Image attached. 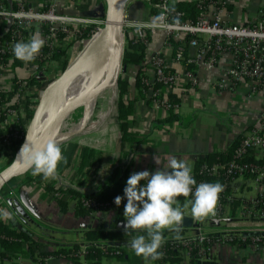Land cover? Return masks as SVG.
<instances>
[{
    "label": "crops",
    "instance_id": "0c3cea01",
    "mask_svg": "<svg viewBox=\"0 0 264 264\" xmlns=\"http://www.w3.org/2000/svg\"><path fill=\"white\" fill-rule=\"evenodd\" d=\"M24 1L27 5L35 8H39L41 4L40 0ZM92 1L87 5L86 1L81 0H55L56 10L62 15L80 16L81 13L91 10ZM141 1L148 4L151 17L152 10L149 3L145 0ZM3 2L6 8H11L16 3L15 0H3ZM131 5L132 0L125 7L124 17L142 20L150 18L133 15ZM208 10L210 12L219 10L226 22L244 24L255 20L259 16L258 11L262 10L264 13V0H230L218 6H209ZM95 11L97 13L93 14V18L99 19L100 11ZM40 27L39 24L32 26L29 39L33 35H39L44 40ZM162 43L163 35L158 31L149 41L148 50L161 48L165 69H169L177 75V84L173 93L179 98V103L174 111L180 116V119L166 121L168 112L165 109L153 105L145 97L139 98L135 101L133 110L127 119L128 127L137 135V139L122 143L116 109L115 113L111 115L109 109L105 112L98 110L97 114H89L86 116L83 128L69 136L67 140L78 146H88L94 149L98 152L100 159L96 164L91 165L90 169L86 168L84 171L77 172V159L74 157L66 170L57 173L61 179L60 185L73 187L80 192H91L97 189L115 168L118 169V173L126 170L129 175L144 170L154 173L159 168L167 169L168 157L184 160L192 168L195 160L201 156L225 150L239 135L248 133L250 128L264 115V94L262 92L251 93L247 83H240L236 89L228 91L219 90L215 86V80L223 74L231 61L229 53L219 55L215 66L202 65L196 69L191 67V69H195L196 80L195 83H191L189 80L191 69L176 62L171 48ZM130 67L133 69L128 73L127 70ZM14 68L15 76L18 78L29 75V66L27 65ZM137 70V66L129 65L124 72L128 84L126 97L130 99L136 96L134 80ZM139 138H144V141H137ZM154 157H158L161 163L157 164ZM238 178L242 177H237L234 180ZM234 180L230 183V190L234 198V194L237 192L241 194L239 199L248 201L256 197L260 187L252 179H244L250 180L255 185L254 195L249 197H244L242 194L250 190L251 184L243 181L237 187L234 186ZM262 189L264 190V186ZM71 201L74 202L71 210H68L67 207L65 211H59L49 191L39 184L29 182L13 191L3 201L1 209L3 212L11 214V218L6 222L14 228L30 232L33 239L39 244L40 250H53L68 244V241L61 243L58 239L46 234L42 226L62 224L60 226L69 228L71 224L74 231L83 233L87 229H110L120 221L126 220L124 216L121 220H117L118 212L114 209L96 210L84 215H75V200L69 199L68 203ZM177 206L184 213V218L187 217L186 214L191 216L190 210L185 207V204L177 202L174 207ZM241 219L237 211L233 213L231 207L226 205L220 210L216 208L215 215L205 218L200 224L206 229L221 230L228 221ZM189 230L190 228H188ZM244 230L238 228L236 234L246 235L247 232ZM75 241L80 244L84 243L82 237ZM32 248H35L34 244H32ZM128 256V262L133 264L150 263V260L146 261L142 257H137L132 250L128 251ZM16 262L18 264H38L28 253L21 254ZM107 262L115 264L117 260L114 258L102 260V264ZM207 263L264 264V241L257 246H253L251 243L217 241L212 247L211 259ZM44 264L75 263L66 258L50 257L44 261Z\"/></svg>",
    "mask_w": 264,
    "mask_h": 264
},
{
    "label": "built area",
    "instance_id": "2783aa9c",
    "mask_svg": "<svg viewBox=\"0 0 264 264\" xmlns=\"http://www.w3.org/2000/svg\"><path fill=\"white\" fill-rule=\"evenodd\" d=\"M145 1L149 3L151 9H154L149 19H128L122 16L121 59L126 42V33H129V36L134 40L139 39L145 43V57L138 70L141 73L144 97L150 100L153 105L167 111L170 107L167 95L174 92L177 84L175 73H165L166 65L163 55H161V48L148 50L149 42L146 37L152 38L158 31L163 35L162 44L171 48L174 60L185 68L194 67L196 69L202 65L215 66L219 55L229 53L231 55L230 63L223 74L214 82L219 90H234L240 83L245 82L249 85L251 93L262 92L264 94V13L262 10L258 11L259 16L255 20L244 24L226 22L220 15L219 10L210 12L208 9L201 12L195 21H174L172 20L173 16L170 14L172 0ZM228 1L230 0H225L223 3ZM15 2L14 6L6 8L3 0H0V32L11 30V25L16 26L12 29L11 41L9 43L0 42L1 52L9 54L6 59L0 61V92L5 94L4 101L0 104V115H2L0 127L13 129L17 127L16 120L24 116L23 108L18 103L20 95L33 94L35 90L30 89L29 79L33 78L40 82L39 85H42L43 73H48V69H45L48 68L49 64L54 63V60L58 61V59L51 57L50 52L44 55L39 53L35 60L24 62V65L29 66V75L18 78L15 76V68L11 65L10 49L13 45L17 42H27L34 24L40 26L44 24L48 27V32L43 34L44 45L51 50H55L60 44L64 46L78 40L76 32L79 27L92 26L91 36L93 37L104 23V20L100 19L93 20L81 18L80 16L59 14L56 10L57 3L55 0H40L39 8L27 5L24 0H15ZM179 15L180 13L174 14V16ZM129 28L132 32H128ZM58 29L66 34L62 42L59 41L56 32ZM21 30H25L27 33L24 34ZM170 40L179 42L175 49L171 46ZM195 69L189 71L191 83L196 81L194 77ZM15 79L21 80L19 85H15ZM50 83L42 86L45 88ZM157 83L158 86H155ZM8 93L13 94L10 99L7 98ZM15 104H17L16 107H14ZM14 136L16 137L17 134H14ZM15 137L12 140H16ZM11 145L9 139H0V156L3 153L9 155L10 152L14 151ZM250 159H253V161H250ZM222 166L215 163L207 168V171L209 174H215ZM224 170L227 174L252 179L260 187L259 192L255 198L247 201L246 206L241 207L242 212L239 213V216L242 219L228 221L221 230L206 229L200 224V221H195L190 216V227L182 224L181 230L184 232L180 234V239H175V234H170L168 239L171 248L180 253L182 264H188L189 250L192 247H197L195 262L204 264L209 261L214 244L217 241H229L233 237L239 236L236 234L238 228L247 229L244 230L247 232L246 235L239 236L242 240H249L253 246H257L262 242L264 238V190L262 189L264 186V115L250 128L248 133L240 135L233 158L225 162ZM217 182L221 183L224 188H230L232 181ZM126 202L127 200L124 198L117 206L116 204L100 205L92 200H86L83 205L91 211L114 209L118 212L120 208L124 211ZM177 202L181 201L177 200ZM218 202L216 208L220 210ZM183 204H188V201L186 200ZM188 209L190 210L189 206ZM125 223L120 221L116 227L123 228ZM121 224L122 226H120ZM188 228H190L189 231ZM216 236H221V239H216ZM104 246L113 253H117L118 248L122 247L114 242H107ZM83 249L84 246H81L76 255L81 256L84 252ZM150 263H152L151 260Z\"/></svg>",
    "mask_w": 264,
    "mask_h": 264
},
{
    "label": "trees",
    "instance_id": "16d2710c",
    "mask_svg": "<svg viewBox=\"0 0 264 264\" xmlns=\"http://www.w3.org/2000/svg\"><path fill=\"white\" fill-rule=\"evenodd\" d=\"M80 1V0H76ZM86 1L87 5L91 3V0H81ZM158 1V0H152ZM225 0H175L171 3L170 6V14L173 16L172 20L174 21H195L199 14L208 9L211 5H221ZM79 7V6H78ZM82 9V6H80ZM154 11V9H151ZM175 13H180L179 16H174ZM11 30L7 32H0V42H10L11 41V32L13 28H16L15 25L10 26ZM41 32L43 34L48 32V27L46 25H42ZM32 29V28H31ZM92 26H82L78 28L76 32L77 39L87 40L91 36ZM22 33H27L25 30H21ZM57 35L59 41H64L65 33L58 29ZM125 44L122 53L121 63L122 66H139L145 57L146 45L144 42H141L139 39L134 40L129 36V33L125 35ZM149 42L151 38L146 37ZM171 46L173 49L179 44V42L170 40ZM70 45L65 44L64 46H60L57 49H50L48 46L44 45L40 50V54L44 55L48 52L51 53V57L53 59H59L62 62L61 72L66 68L67 62L65 61L67 47ZM9 54L2 53L0 50V61L6 59ZM10 56L12 57V66L20 67L24 65V62L18 60L14 55L12 49H10ZM38 59V58H37ZM188 69H191L189 67ZM166 74H171L172 71L169 69L165 70ZM30 89H35L33 94H21L19 98V105L23 108L24 116L16 120V129L10 127H0V139L7 138L11 142L12 149L16 151L18 147L23 142L27 126L30 119L33 116L34 109L33 106L35 102H33V97H37L39 94V90L43 89V86L39 88V81L30 78ZM21 80H14L15 85H19ZM127 81L123 79H118L117 81V99H116V115H117V124L118 129L120 131V140L121 142L127 141H135L137 139V135L132 132L127 124V119L130 113L133 110V105L135 101L139 98H144V94L142 92V79L140 70H137L134 80V87L136 90V96L133 98L126 97L127 90ZM158 86V83L155 85ZM39 89L38 91H36ZM12 93L7 94V98L10 99L12 97ZM5 94L0 92V104L4 101ZM168 102L170 103V107L167 109L168 116L167 120L172 119H180V116L174 111L177 104L179 103V98L176 97L174 93H168L167 95ZM17 104L14 105L16 107ZM76 113L79 109L74 110ZM81 114H74V118L76 121L79 120ZM2 115H0L1 119ZM14 134H17L15 137ZM20 135V137H18ZM16 140H12L13 138ZM240 135L232 141V143L223 151L210 152L207 153L197 160L192 165V176L199 183H215L217 181H233L237 178L236 175L227 174L224 170V164L226 161L233 158L234 150L238 145ZM137 141H144V138H139ZM62 150V155L64 160L61 161L57 168V173H62L66 170L72 159L75 157L76 160V171L81 172L84 169H90V166L100 159L98 157V152L88 146H78L76 143L70 142L68 140L58 144ZM253 161V159H250ZM91 163V164H90ZM221 164L222 168L218 169L215 174H209L207 168L212 166L213 164ZM89 166V167H87ZM5 167V166H4ZM2 169V168H1ZM0 169V170H1ZM130 175L126 170L121 173H118V169H113L112 173L106 178V180L95 190L91 192H80L73 187L70 186H62L60 184H54L52 179L45 181L42 176H33L31 171H28L25 175L15 177L11 179L0 191V211H2V203L3 201L9 197L13 191L17 188L25 185L29 182L39 184L44 189L50 192L52 199H54L56 206L59 211H65L67 209L69 199H73L76 202V207L74 209L75 215H84L91 210L85 208L83 203L86 200H92L97 204H115L114 198L117 195H120L122 199L126 198L123 196V189L126 186L127 178ZM147 181H141L140 184H146ZM195 189V185L193 186ZM219 205L220 208H224L226 205L230 206L232 212L235 211L241 213V207H244L248 204L247 200L234 198L232 196V191L229 187L224 188V190L220 194ZM192 199V196L183 197L180 196L177 200L181 201L183 204L186 200L189 202ZM190 207V206H189ZM122 209L120 208L118 211L117 220L122 219ZM184 231L181 230L180 234ZM173 232H169L168 230H164L163 235L165 237V243L162 248L159 249L163 253V257L161 259L152 261L149 264H182V258L180 253L177 250H173L171 248V244L169 242L168 236ZM175 234V233H173ZM136 235H146L144 232L130 231L125 232L124 228H117L116 225L112 226L110 229H87L83 232V241H84V252L81 256H77L76 254L80 251L81 244L75 242L69 247H60L53 250H40L39 244L37 241L33 239V235L27 230L17 229L10 226L5 219L0 218V264H18L16 259L21 255L28 253L30 254L38 264H44V261L47 258L55 257V258H66L70 259L75 264H102V260L104 259H116L117 263L115 264H133L128 262V251L131 250L129 246V241L131 238ZM216 239H221V236H216ZM230 242L233 243H250L249 240H242L239 236L233 237ZM264 241V238L262 242ZM107 242H114L119 244L122 247L118 248L117 253H113L109 248H106L104 245ZM32 244L36 246L38 251L35 248H32ZM197 257V247H192L189 250V259L188 264H198L195 262ZM106 264H113L107 262Z\"/></svg>",
    "mask_w": 264,
    "mask_h": 264
},
{
    "label": "clouds",
    "instance_id": "9594fccd",
    "mask_svg": "<svg viewBox=\"0 0 264 264\" xmlns=\"http://www.w3.org/2000/svg\"><path fill=\"white\" fill-rule=\"evenodd\" d=\"M45 41L39 35H33L27 42H17L13 45V55L23 62L36 59ZM17 160L31 170L33 176H42L47 181L54 179L57 168L64 160L60 146L52 139L44 143H36L26 135ZM157 164L161 161L154 157ZM166 170L157 169L154 173L147 170L134 172L127 178L123 189L126 197L123 216L125 232H144L146 235H136L129 241L131 250L137 257L155 261L163 257L159 251L165 243L164 230L175 233L174 238L180 239V231L184 213L177 204L180 196L192 199L185 205L190 206L191 217L203 222L205 218L215 215L219 194L224 186L219 183H199L192 176V168L184 160L168 157ZM141 181H147L141 185ZM195 190L193 191V186ZM122 197L117 195L114 203L119 206ZM0 218H11L8 212L0 211Z\"/></svg>",
    "mask_w": 264,
    "mask_h": 264
},
{
    "label": "water",
    "instance_id": "95a60500",
    "mask_svg": "<svg viewBox=\"0 0 264 264\" xmlns=\"http://www.w3.org/2000/svg\"><path fill=\"white\" fill-rule=\"evenodd\" d=\"M130 0H105L104 23L102 28L90 38L81 53L69 63L62 73L43 91L38 105L28 125L26 135L36 143H44L49 139L56 142L58 129L65 118L87 101L95 98L107 88L119 69L121 62L122 16ZM109 65L110 72L104 75V67ZM85 67L91 69L90 85L78 96L68 99L67 88L70 81ZM123 72L126 66H122ZM50 105V111L40 120L42 112ZM80 120L79 128L66 132L63 139L83 128L84 119ZM25 135V138H26ZM25 138L9 164L0 170V191L13 178L25 175L30 169L22 161L17 160L19 150ZM191 218L185 217L183 225L189 226ZM122 226V224L120 225ZM204 264H209L205 262Z\"/></svg>",
    "mask_w": 264,
    "mask_h": 264
},
{
    "label": "rangeland",
    "instance_id": "374dc122",
    "mask_svg": "<svg viewBox=\"0 0 264 264\" xmlns=\"http://www.w3.org/2000/svg\"><path fill=\"white\" fill-rule=\"evenodd\" d=\"M131 6L133 7V11H131L133 15H138V16L142 15V16L148 17V18L150 17L149 6L147 3H145L141 0H132ZM90 9L91 10L88 12L81 13L80 17L81 18H90V19L94 20L93 14L97 13L95 10H99L100 14H101L99 19L104 20L105 0H93ZM91 25H93V24H91ZM128 32H132L131 28L128 29ZM91 37L92 36H90V38ZM90 38H88L87 40L78 39V40L72 41L70 43V45L67 47V53H66L67 59L65 60L67 62V65L69 63L73 62L75 58H77V56L84 49V47L86 46V44L88 43ZM54 61H55L54 63L49 64L48 68L45 69V70L48 69V73L47 72L43 73V77L41 79L43 81L42 85L45 84V86H46L47 83H50L51 81L56 79L62 73L61 72V67H62L61 60L58 59V61L57 60H54ZM132 69H133L132 67L128 68L127 72L128 73L132 72ZM120 78L123 80H125V78H126V76L124 75V72L122 70V63L121 62H120L118 72L116 73V75L112 79L111 84L105 90H103L101 93H99L95 98L92 99V105H91L89 112L87 111V105H81L80 107H78L79 111H77L76 113H74L75 111H73L71 114H69L65 118V120L63 121V123L60 125V127L58 129V137L56 139L57 144H60V143L66 141L68 139V137L66 139L61 138V136H63L66 132L71 131V130H76L79 128L80 120L83 117H86L91 113L95 114L96 111H98V110L105 112L106 110L109 109L110 115L115 113L114 111L116 109V103H114V101H116V99H117V81ZM42 85H39V88ZM45 88L43 87V90H41V92H39L37 97L32 99L33 102H35V105L33 106L34 111L38 105L40 97H41ZM78 112L81 114V116H80L79 120L76 121V118H74V114H78ZM85 120H86V118L84 119V122H85ZM29 123H30V121H29ZM29 123H28V125H29ZM27 128H28V126H27ZM14 153H15V151H12L9 153V155L8 154L6 155L3 153L0 156V169L11 162V160L14 156ZM29 171H31V170H29ZM52 180H53L54 184H58V183L60 184V182H61V179H60L59 175H57V174H56L55 178ZM243 181H245L248 184H251V188L249 191L243 193L242 195L244 197L253 196L254 192H255V185L250 180H244L242 178H238V179L234 180V186H237V187L240 186L241 183H243ZM234 196H235V198H240L241 194H240V192H237L234 194ZM73 204H74L73 201L68 203V205H67L68 210L72 209ZM75 207H76V202L74 205V209H75ZM92 212H95V210H93ZM187 217L189 218L190 216L187 215ZM124 222H126V221H124ZM60 225H62V224H60ZM60 225L55 224L54 226H42V228L46 234H48L51 237H54L55 239H58L59 241H61V243L68 241V244L64 247H69L70 245L74 244L76 242L75 240H77L80 237L83 238V233H79V232L74 231L72 229L73 226H71V224H70L69 228H64ZM64 225H66V224H64ZM69 241H73V242L69 243ZM81 245L83 247L84 243ZM36 251H38L37 248H36Z\"/></svg>",
    "mask_w": 264,
    "mask_h": 264
},
{
    "label": "bare ground",
    "instance_id": "6f19581e",
    "mask_svg": "<svg viewBox=\"0 0 264 264\" xmlns=\"http://www.w3.org/2000/svg\"><path fill=\"white\" fill-rule=\"evenodd\" d=\"M108 72H110V68L109 65L106 64V66L104 67V75H106ZM117 72L118 70H116V73ZM90 82H91V69L90 67H85L70 81L67 88L66 97L70 100L78 96L90 85ZM86 105H87V111L89 112L92 105V100L87 101ZM51 106L52 105H50L47 109H45L42 112L40 120L43 119V117L50 111ZM63 137L64 136H61V138Z\"/></svg>",
    "mask_w": 264,
    "mask_h": 264
}]
</instances>
